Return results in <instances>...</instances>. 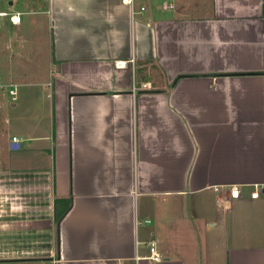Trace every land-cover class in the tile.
I'll use <instances>...</instances> for the list:
<instances>
[{"label":"crops","instance_id":"crops-1","mask_svg":"<svg viewBox=\"0 0 264 264\" xmlns=\"http://www.w3.org/2000/svg\"><path fill=\"white\" fill-rule=\"evenodd\" d=\"M38 8L0 7V60L46 59L51 100L0 170V264H264V0Z\"/></svg>","mask_w":264,"mask_h":264},{"label":"rangeland","instance_id":"rangeland-1","mask_svg":"<svg viewBox=\"0 0 264 264\" xmlns=\"http://www.w3.org/2000/svg\"><path fill=\"white\" fill-rule=\"evenodd\" d=\"M9 2L10 0H0V7L3 6L5 8L22 10L27 0H15V3L12 5V7H10ZM48 3L49 0H39L40 8L37 10H40V12L34 16L35 19L41 22L44 26L48 24L49 17L48 14L45 11L42 12V10L48 8ZM28 32L31 35L32 30H28ZM2 56L5 55L3 54ZM37 62L39 63L37 64ZM10 72H25L22 74L24 75L22 76L23 79L22 77L19 79L21 80L20 82H25H23L22 85L14 87L17 90V99L15 101L12 99L11 94L8 91L9 88H2L0 86V170H5L7 168L10 170L11 163L13 165L15 164L16 166V161L27 159V157H25L26 154L23 153V149L27 147V142L25 140L22 141L21 148L18 149H12L11 143H7L8 141H12V137L15 134L20 135L21 130L33 133V125L35 124V126H37L36 120L39 122V133L46 131L49 126V117L47 116L49 114V104L51 100L47 93L49 92L50 88L46 86H37L36 84L32 87L29 84L33 82V80L35 81L37 79L49 80L48 61L46 59L32 61L17 59L9 60L5 57L4 59L0 60V78L1 75L5 76ZM4 76V81L8 80L7 77ZM14 80L15 82H18V79ZM14 103L17 105L14 106ZM1 178L2 175H0V179ZM7 219H13L15 221L14 218ZM3 264H22V262L17 260H9Z\"/></svg>","mask_w":264,"mask_h":264},{"label":"built area","instance_id":"built-area-1","mask_svg":"<svg viewBox=\"0 0 264 264\" xmlns=\"http://www.w3.org/2000/svg\"><path fill=\"white\" fill-rule=\"evenodd\" d=\"M123 1H124L125 3L130 4L132 7H134V2H135V0H123ZM170 6H172V5L170 4ZM143 8H144V7H142V9H143ZM0 14H7V13H6V12H5V13H1V12H0ZM11 20H12L13 22H15V23L20 22V20H21V14H20V13L12 14V15H11ZM9 92H10V94H11L12 99L15 100V99H16V95H17V90H16L15 88H10V89H9ZM13 141L18 142L19 139H18L16 136H14V137H13ZM240 195H241V189L239 188V186H237V185H233V186L231 187V190H230V196H231L232 198H239ZM258 196H259V191H258V189H255V190L251 193V197L256 198V197H258ZM149 247H150V254H149L147 257L150 258V259H152V260H155V261H159V260H161V259H162V255H161L160 252L157 250V248H156V243L153 242V241L150 242V243H149Z\"/></svg>","mask_w":264,"mask_h":264},{"label":"water","instance_id":"water-1","mask_svg":"<svg viewBox=\"0 0 264 264\" xmlns=\"http://www.w3.org/2000/svg\"><path fill=\"white\" fill-rule=\"evenodd\" d=\"M20 147V143L19 142H11V148L12 149H18Z\"/></svg>","mask_w":264,"mask_h":264},{"label":"trees","instance_id":"trees-1","mask_svg":"<svg viewBox=\"0 0 264 264\" xmlns=\"http://www.w3.org/2000/svg\"><path fill=\"white\" fill-rule=\"evenodd\" d=\"M60 217V215H58V218Z\"/></svg>","mask_w":264,"mask_h":264}]
</instances>
